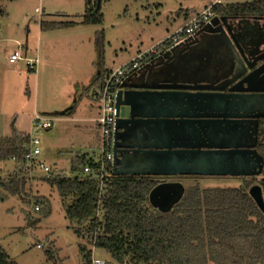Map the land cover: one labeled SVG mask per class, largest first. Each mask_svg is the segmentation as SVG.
I'll return each mask as SVG.
<instances>
[{"label":"rangeland","instance_id":"374dc122","mask_svg":"<svg viewBox=\"0 0 264 264\" xmlns=\"http://www.w3.org/2000/svg\"><path fill=\"white\" fill-rule=\"evenodd\" d=\"M217 1L97 0L102 21L85 23L86 0H0V136L31 133L36 114L54 118L53 128L38 134L39 159L55 176H73L72 160L82 154L89 137L94 143L90 155L97 160L101 154L95 121L102 110L92 98L94 87ZM219 1L225 7L253 0ZM42 21L74 25L42 29ZM16 51L21 59L11 62ZM16 166L12 159L0 161V177L13 174ZM23 173L29 180V199L0 201L1 249L15 264H82L80 245L85 242L66 217L71 200L63 199L42 171ZM262 177L181 176L164 181H180L185 188H227L247 181L251 187ZM38 198L48 201L47 216L44 206L35 203ZM94 255L111 259L98 248Z\"/></svg>","mask_w":264,"mask_h":264},{"label":"trees","instance_id":"16d2710c","mask_svg":"<svg viewBox=\"0 0 264 264\" xmlns=\"http://www.w3.org/2000/svg\"><path fill=\"white\" fill-rule=\"evenodd\" d=\"M219 5L214 9L217 7L221 15L264 17V0ZM86 7L83 21L100 23L97 0H86ZM71 25L74 22H41L42 29ZM28 141V134L16 131L10 137L0 136V161L17 158V170L0 177L1 202L11 196L29 199V180L22 169ZM260 154L264 159V143ZM97 164L85 154L76 155L73 176L46 179L63 199L71 200L66 217L70 228L85 242L80 245L82 264H89L93 246L110 255L108 264H264V211L249 194L250 182L227 188L188 186L172 210L161 212L149 202L159 178L113 175L98 216L100 181L95 171L84 172L86 165L96 169ZM262 175L259 185L264 199V165ZM35 203L44 206V216L49 214L46 199H35ZM0 264H15L1 247Z\"/></svg>","mask_w":264,"mask_h":264},{"label":"water","instance_id":"95a60500","mask_svg":"<svg viewBox=\"0 0 264 264\" xmlns=\"http://www.w3.org/2000/svg\"><path fill=\"white\" fill-rule=\"evenodd\" d=\"M233 18L223 15L222 23L215 20L214 25L199 33L211 36L216 42L217 35L231 36L233 26L229 21ZM195 37L150 58L124 82L116 102L114 176L261 175L264 159L256 150L242 149L245 146L237 143H217L221 138L237 137L232 135L231 126L217 125V113H201L204 109L217 111V93L165 90L162 85L148 83L153 67L168 68L169 61L173 57L180 58L183 48ZM260 72L259 67L243 77L239 83L247 86L234 90L237 93L263 91L249 85L256 81ZM237 97L239 107L247 105L248 101L242 100L246 98L244 95L237 94ZM71 109L59 114H67ZM190 109L196 112H189ZM255 123L257 129V121ZM185 189L180 181H162L150 191V205L161 212H169L180 202ZM249 194L264 211L261 186H251Z\"/></svg>","mask_w":264,"mask_h":264},{"label":"flooded vegetation","instance_id":"af4514ba","mask_svg":"<svg viewBox=\"0 0 264 264\" xmlns=\"http://www.w3.org/2000/svg\"><path fill=\"white\" fill-rule=\"evenodd\" d=\"M229 23L233 26L231 36L217 35L216 42L211 36L199 33L183 48L180 58L173 57L169 61L168 68L153 67L148 83L162 85L165 90L217 93V111L204 109L201 113H217V125L231 126L232 135L237 136L218 139L217 143L241 144L245 146L242 149L256 150L260 155V145L264 143V90L237 93L234 89L243 90L247 85L239 81L259 67V76L249 85L264 89V17H234ZM260 58L263 60L258 61ZM240 74L242 76L237 78ZM237 94L246 97L242 100L248 101L247 105L236 104ZM189 112L196 111L190 109ZM156 177L161 182L181 176Z\"/></svg>","mask_w":264,"mask_h":264},{"label":"built area","instance_id":"2783aa9c","mask_svg":"<svg viewBox=\"0 0 264 264\" xmlns=\"http://www.w3.org/2000/svg\"><path fill=\"white\" fill-rule=\"evenodd\" d=\"M220 4V1L211 4L203 12L197 16L189 19L182 27L176 30L173 34L169 35L159 44L153 46L148 51L140 53L136 58L130 62L120 66L110 73V75L97 84L93 89L92 98L101 106L102 115L97 118L96 122L99 128L100 139V158L96 160L97 167L94 169L92 166L86 165L84 167L85 173L91 171L96 172V178L100 181L99 200L97 215H101L103 196L106 188L111 182L113 176V160H114V144H115V127L117 122V95L123 89V84L126 79L132 76L140 67L145 64L150 58L157 56L159 53L176 46L181 45L191 37H195L199 32L207 26L214 25V21L221 22L223 15L214 11L215 5ZM21 59L20 51H16L10 56V61L14 62ZM29 63V61H27ZM32 68L31 64H29ZM55 123L54 118L36 114L32 120V131L28 134L29 141L25 145L26 152L22 158V169L26 173L32 172L37 169L44 173L47 178L54 176L52 169L49 165L39 159L42 154L40 148V140L38 134L40 130H50ZM14 160L17 158L14 157ZM162 182V181H161ZM39 209V206L36 207ZM95 246L92 247V254L89 264H108V261L96 257L94 255Z\"/></svg>","mask_w":264,"mask_h":264},{"label":"crops","instance_id":"0c3cea01","mask_svg":"<svg viewBox=\"0 0 264 264\" xmlns=\"http://www.w3.org/2000/svg\"><path fill=\"white\" fill-rule=\"evenodd\" d=\"M96 122V121H95ZM96 137V136H95ZM96 141H97V139H96ZM99 142V141H98ZM84 148L81 150L82 152V154H87L86 156L88 157V158H93L91 155H90V152H92L91 150L94 148V143H93V137L91 136V138L89 137L88 138V140L86 141V143L84 144ZM80 152V151H79ZM79 152H78V155H81V154H79ZM94 159V158H93ZM95 160V159H94Z\"/></svg>","mask_w":264,"mask_h":264}]
</instances>
